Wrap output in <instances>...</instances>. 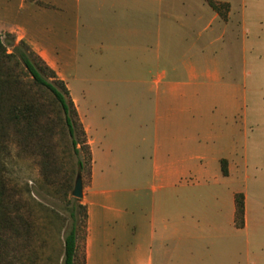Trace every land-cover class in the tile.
Instances as JSON below:
<instances>
[{"label": "crops", "instance_id": "crops-1", "mask_svg": "<svg viewBox=\"0 0 264 264\" xmlns=\"http://www.w3.org/2000/svg\"><path fill=\"white\" fill-rule=\"evenodd\" d=\"M215 1L228 2L225 15L205 0L191 7L193 20L175 17L173 27L205 18L211 30L176 60L163 0H0L7 50L24 40L55 70L88 137L85 264H264V105L234 115L242 99L224 67L232 54L203 44L230 25L245 28V6L233 15L229 0ZM98 75L130 77L131 91L146 89L153 116L117 132L110 113L120 107L118 87L97 84ZM71 77H80V104ZM239 191L242 226L234 219Z\"/></svg>", "mask_w": 264, "mask_h": 264}, {"label": "trees", "instance_id": "trees-1", "mask_svg": "<svg viewBox=\"0 0 264 264\" xmlns=\"http://www.w3.org/2000/svg\"><path fill=\"white\" fill-rule=\"evenodd\" d=\"M208 2L225 15L227 1ZM10 44L0 38V264H85L87 209L81 197L71 194L77 170L83 184L91 177L84 125L55 70L26 41L7 50ZM24 156L33 157L37 175L20 187L10 185L8 163ZM29 180L37 192L61 202L63 210L39 199ZM234 201L235 224L242 226L241 191ZM47 227L54 232L47 233Z\"/></svg>", "mask_w": 264, "mask_h": 264}, {"label": "rangeland", "instance_id": "rangeland-1", "mask_svg": "<svg viewBox=\"0 0 264 264\" xmlns=\"http://www.w3.org/2000/svg\"><path fill=\"white\" fill-rule=\"evenodd\" d=\"M151 0H138L139 6L144 3H150ZM208 1V0H207ZM215 1V0H214ZM234 9V14H240L241 8L245 6V28L238 23L230 25L225 31L220 33L219 37L211 43L203 44V48L208 52H216L219 55L232 54V59L228 60V65H225V71L228 75L239 83L240 90L238 95L241 97V104L235 109L234 115L238 118H247L252 113L253 106L264 105V1L263 0H229ZM163 2L170 6L171 13V46L170 53L173 58H178L182 54H190L195 51V46L191 45L192 41H198L199 38L205 37L208 33H211L210 28L205 29L204 19L194 22L192 26L183 28L173 27L175 23V17L181 15V21L193 20L189 18L192 16V8L197 7L199 4H203L205 0H163ZM190 6V8H189ZM253 10V11H250ZM186 14L187 16H185ZM234 19V18H233ZM185 32L187 41L179 40L178 38ZM220 32V31H219ZM201 33V35H200ZM191 42V43H190ZM224 60V64H225ZM62 65L63 71L66 72L64 61H59ZM71 77V92L79 97V104L82 101L81 92L77 89L80 87L79 82H75V79ZM97 84L102 85H115L118 87V91L114 96H117L120 107L114 108L111 111L112 120L115 123L117 132L124 131L126 122H129L131 118H135L139 115H144L147 118L153 116V108L150 103L149 95L146 89L143 93H137L131 91L130 86L135 85L132 81H126L130 78L126 75L118 77H110L105 75L96 76ZM142 78H147L146 75H142ZM145 85V84H144ZM263 114V113H262ZM8 171L6 176L10 185L22 186L24 181L31 176L37 175V164L34 162L32 156H24L20 158H12L8 163ZM29 183L34 187L36 196L46 204L62 209L61 202L52 196L46 195L42 192H37L33 182ZM38 221L41 219L38 218ZM65 226L64 231L67 229ZM46 232L51 234L54 230L51 227H47ZM52 238H49V242Z\"/></svg>", "mask_w": 264, "mask_h": 264}, {"label": "water", "instance_id": "water-1", "mask_svg": "<svg viewBox=\"0 0 264 264\" xmlns=\"http://www.w3.org/2000/svg\"><path fill=\"white\" fill-rule=\"evenodd\" d=\"M83 179H82V174L80 170H77L73 186L71 189V194L73 196L81 197L83 194Z\"/></svg>", "mask_w": 264, "mask_h": 264}]
</instances>
